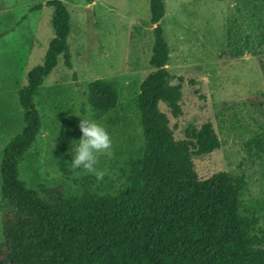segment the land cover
I'll return each mask as SVG.
<instances>
[{"label":"rangeland","instance_id":"374dc122","mask_svg":"<svg viewBox=\"0 0 264 264\" xmlns=\"http://www.w3.org/2000/svg\"><path fill=\"white\" fill-rule=\"evenodd\" d=\"M46 1L0 0V160L3 148L24 127L18 91L26 85L27 73L42 64L53 38ZM62 1L70 16L72 68L59 56L33 99L41 128L19 162V179L43 200L48 195L42 188L64 196L85 190L113 195L126 184L128 147L141 136L130 100L154 72L149 65L154 28L149 0ZM162 1L167 70L175 79L162 84L166 102H157L152 111L158 134L170 141L160 148V170L176 180L205 179L221 171L242 175L246 188L239 196L240 213L256 218L264 236V1ZM227 43L244 55L232 57ZM96 79L117 83V112L127 123L125 135L108 130L113 155L99 159L97 168L106 173L102 181L71 166V142L82 136L80 119H91L87 85ZM205 125L221 142L209 155L196 149ZM259 140L261 148L254 143ZM14 213L0 197V243Z\"/></svg>","mask_w":264,"mask_h":264},{"label":"trees","instance_id":"16d2710c","mask_svg":"<svg viewBox=\"0 0 264 264\" xmlns=\"http://www.w3.org/2000/svg\"><path fill=\"white\" fill-rule=\"evenodd\" d=\"M46 5L52 9L53 38L42 64L27 73L26 85L18 91L24 127L1 151L0 197L15 213L3 228L0 264H264V236L256 228L257 219L240 213L239 196L246 188L242 175L221 171L205 179L176 180L160 170V148L170 141L158 134L152 111L157 102H166L162 84L175 79L167 70L169 51L160 25L165 15L162 0H149V23L154 26L149 65L154 72L130 100L141 136L128 147L126 184L113 195L85 190L64 196L42 188L48 200L26 188L18 165L41 128L33 99L59 56L66 68H72L69 12L62 0H47ZM40 8L34 6L31 11ZM227 47L232 57L245 53L228 43ZM86 103L91 119L109 131L115 128L127 134L126 117L117 112L116 82H90ZM254 143L261 148L263 141ZM220 145L203 126L197 151L209 155Z\"/></svg>","mask_w":264,"mask_h":264},{"label":"clouds","instance_id":"9594fccd","mask_svg":"<svg viewBox=\"0 0 264 264\" xmlns=\"http://www.w3.org/2000/svg\"><path fill=\"white\" fill-rule=\"evenodd\" d=\"M82 136L71 142L73 169H82L83 173L92 174L97 181H102L106 173L97 168L101 156L111 158L113 142L108 130L93 119H80L78 125Z\"/></svg>","mask_w":264,"mask_h":264}]
</instances>
